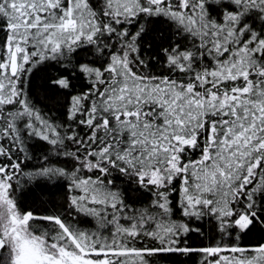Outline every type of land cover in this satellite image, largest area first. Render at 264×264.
<instances>
[{
    "label": "snow or ice",
    "instance_id": "6c2138e0",
    "mask_svg": "<svg viewBox=\"0 0 264 264\" xmlns=\"http://www.w3.org/2000/svg\"><path fill=\"white\" fill-rule=\"evenodd\" d=\"M0 264H264V0H0Z\"/></svg>",
    "mask_w": 264,
    "mask_h": 264
}]
</instances>
